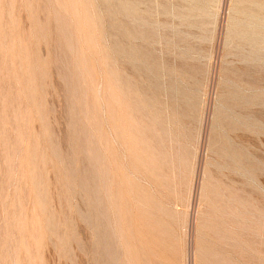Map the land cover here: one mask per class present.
Instances as JSON below:
<instances>
[{
	"label": "rangeland",
	"instance_id": "1",
	"mask_svg": "<svg viewBox=\"0 0 264 264\" xmlns=\"http://www.w3.org/2000/svg\"><path fill=\"white\" fill-rule=\"evenodd\" d=\"M0 264H264V0H0Z\"/></svg>",
	"mask_w": 264,
	"mask_h": 264
}]
</instances>
